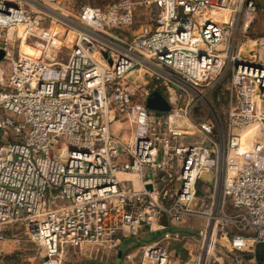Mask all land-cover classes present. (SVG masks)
<instances>
[{"label": "built area", "instance_id": "obj_1", "mask_svg": "<svg viewBox=\"0 0 264 264\" xmlns=\"http://www.w3.org/2000/svg\"><path fill=\"white\" fill-rule=\"evenodd\" d=\"M137 3L0 0V253L14 224L34 264L122 247L120 264H211L264 244V61L240 52L257 0H146L136 26ZM227 69L220 118L207 94ZM155 90L167 111L147 108Z\"/></svg>", "mask_w": 264, "mask_h": 264}, {"label": "rangeland", "instance_id": "obj_2", "mask_svg": "<svg viewBox=\"0 0 264 264\" xmlns=\"http://www.w3.org/2000/svg\"><path fill=\"white\" fill-rule=\"evenodd\" d=\"M60 8L63 12L76 13L84 5L105 6L116 0H59ZM136 5V26L140 22H150L151 8L147 5L146 0H135ZM256 16L247 30L244 42L251 39L250 44H257V61H264V0H257ZM11 57L15 58L18 54L19 40L15 42ZM245 45V44H244ZM22 50L29 49L28 47L21 48ZM251 54V53H250ZM254 55V54H253ZM228 80L229 70L223 72L222 77L216 82L213 91H208L207 97L214 105L216 112L222 118L224 116L228 97ZM161 94L166 95L164 90H160ZM206 113L205 110L197 112V114ZM207 117V116H206ZM229 211V210H228ZM201 220L195 219L194 225L189 228L191 231H196ZM5 241L1 243L0 264H34V257L38 255L35 244L26 241V234L23 226L18 224L9 225L3 229ZM153 238V237H152ZM260 246V253L264 254V245ZM131 249H135L133 246ZM127 247L119 248L117 251L124 252ZM257 246L252 252L237 253L218 248L211 264H239L237 260H241L243 264H264L258 260ZM118 253L104 252L102 250L95 251L88 249L85 252H73L70 250L65 256L62 264H120L117 257ZM179 255V254H178ZM264 256V255H263Z\"/></svg>", "mask_w": 264, "mask_h": 264}, {"label": "water", "instance_id": "obj_3", "mask_svg": "<svg viewBox=\"0 0 264 264\" xmlns=\"http://www.w3.org/2000/svg\"><path fill=\"white\" fill-rule=\"evenodd\" d=\"M3 56H4V51L0 50V60L3 58ZM146 106L149 109H156L159 111H167L170 107L167 101L165 100V98L157 90L153 91L150 94V96L147 99ZM200 179L211 184L212 173L211 172L202 173L200 176ZM120 256H121V252H118V255H117L118 259H120Z\"/></svg>", "mask_w": 264, "mask_h": 264}, {"label": "bare ground", "instance_id": "obj_4", "mask_svg": "<svg viewBox=\"0 0 264 264\" xmlns=\"http://www.w3.org/2000/svg\"><path fill=\"white\" fill-rule=\"evenodd\" d=\"M251 41V39H248L246 42H245V45L244 47L240 50V52H248V53H253L257 50V44H250L249 42ZM26 45L22 44L21 45V48L25 47ZM119 176H123L122 174H119Z\"/></svg>", "mask_w": 264, "mask_h": 264}, {"label": "trees", "instance_id": "obj_5", "mask_svg": "<svg viewBox=\"0 0 264 264\" xmlns=\"http://www.w3.org/2000/svg\"><path fill=\"white\" fill-rule=\"evenodd\" d=\"M260 245H264V244H260ZM257 250H259V252H258V260L259 261H263V259H264V254H261L260 253V246L259 245H257Z\"/></svg>", "mask_w": 264, "mask_h": 264}, {"label": "crops", "instance_id": "obj_6", "mask_svg": "<svg viewBox=\"0 0 264 264\" xmlns=\"http://www.w3.org/2000/svg\"><path fill=\"white\" fill-rule=\"evenodd\" d=\"M187 226V224H185V223H181V224H179L178 226H177V228L178 229H185V227Z\"/></svg>", "mask_w": 264, "mask_h": 264}]
</instances>
